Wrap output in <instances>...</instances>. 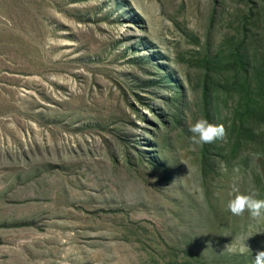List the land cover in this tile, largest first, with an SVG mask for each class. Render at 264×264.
Listing matches in <instances>:
<instances>
[{
	"label": "rangeland",
	"instance_id": "rangeland-1",
	"mask_svg": "<svg viewBox=\"0 0 264 264\" xmlns=\"http://www.w3.org/2000/svg\"><path fill=\"white\" fill-rule=\"evenodd\" d=\"M242 41L264 56V0H0V264H253L264 220L227 203L264 199L262 131L236 87L205 162L189 131Z\"/></svg>",
	"mask_w": 264,
	"mask_h": 264
},
{
	"label": "trees",
	"instance_id": "trees-1",
	"mask_svg": "<svg viewBox=\"0 0 264 264\" xmlns=\"http://www.w3.org/2000/svg\"><path fill=\"white\" fill-rule=\"evenodd\" d=\"M244 49L242 41L234 50L228 52L227 62L219 58L211 66L208 57L206 58L204 63L207 72L203 80L202 98L205 103L206 119L216 124L218 119L216 94L220 95L221 89L226 91L230 87H236L237 105L232 111L230 128L238 129L236 134H239L242 140L250 141L249 138L253 136L256 127L262 131L260 136H264V56L257 57L252 54L249 58ZM221 70L223 77H220V80H224L223 83L219 82L217 74ZM208 90L213 92L208 93ZM215 148L216 141L203 144L204 162Z\"/></svg>",
	"mask_w": 264,
	"mask_h": 264
},
{
	"label": "clouds",
	"instance_id": "clouds-1",
	"mask_svg": "<svg viewBox=\"0 0 264 264\" xmlns=\"http://www.w3.org/2000/svg\"><path fill=\"white\" fill-rule=\"evenodd\" d=\"M189 131L192 134L190 140L193 144H209L216 140H223L226 136V130L222 124H213L204 118L196 120ZM257 195V193H238L228 201L227 208L234 216H241L247 211L252 219L264 220V199L257 198ZM246 240L238 249L240 254L251 251ZM253 264H264V250L256 251Z\"/></svg>",
	"mask_w": 264,
	"mask_h": 264
}]
</instances>
